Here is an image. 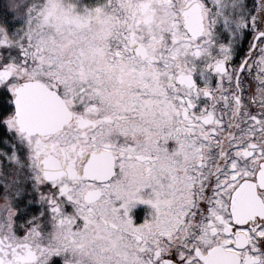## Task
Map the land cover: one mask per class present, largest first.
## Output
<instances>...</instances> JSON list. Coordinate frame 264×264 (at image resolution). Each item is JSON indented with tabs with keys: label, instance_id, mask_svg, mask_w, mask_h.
I'll return each instance as SVG.
<instances>
[{
	"label": "snow or ice",
	"instance_id": "obj_1",
	"mask_svg": "<svg viewBox=\"0 0 264 264\" xmlns=\"http://www.w3.org/2000/svg\"><path fill=\"white\" fill-rule=\"evenodd\" d=\"M0 264H264V0H0Z\"/></svg>",
	"mask_w": 264,
	"mask_h": 264
}]
</instances>
